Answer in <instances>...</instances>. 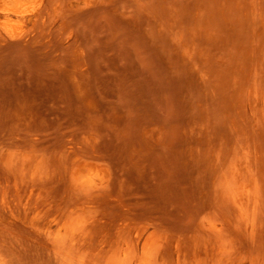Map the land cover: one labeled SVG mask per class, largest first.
Here are the masks:
<instances>
[{
    "label": "rangeland",
    "instance_id": "rangeland-1",
    "mask_svg": "<svg viewBox=\"0 0 264 264\" xmlns=\"http://www.w3.org/2000/svg\"><path fill=\"white\" fill-rule=\"evenodd\" d=\"M54 1L0 38V264H264V0Z\"/></svg>",
    "mask_w": 264,
    "mask_h": 264
},
{
    "label": "bare ground",
    "instance_id": "bare-ground-1",
    "mask_svg": "<svg viewBox=\"0 0 264 264\" xmlns=\"http://www.w3.org/2000/svg\"><path fill=\"white\" fill-rule=\"evenodd\" d=\"M55 1H57V0H55ZM42 4H43V0H0V38H3V39L5 37L26 38L29 32H28L27 28L25 27L24 22L26 21L27 18H29V16H31L33 18L34 23L38 19H40L43 16V15L41 16L40 13L42 10L44 11V8L46 6L45 5L44 8L42 9ZM49 4H51V1ZM47 10L48 9H46L44 12H46ZM263 107H264V101H263ZM261 157H260V159H261ZM241 161H239V162L243 163ZM244 161H246V160H244ZM247 162H249V161H247ZM240 163L236 162L234 164V168H232V174L229 177V179L227 180V184H228V187L231 191V199H232L234 205L236 206L238 213L242 217L247 218L249 216V204H248V202H249V200L251 201V199H253V198L256 201V199H257L256 197H258V196L254 195V193L252 191L253 189H255L254 185L252 186L248 182L249 179L245 175L246 169L244 166H243V168H241V166L243 164H241L239 166ZM244 164H245V162H244ZM249 165L248 164L245 165L246 167L248 166L247 171H249L248 170ZM251 170L252 169H250L249 173L252 172ZM256 170H255V173H258V170H257V172H256ZM259 171H261V170H259ZM262 172L264 173V171H262ZM263 173L261 175H263ZM105 175H106V170L102 166H99L98 164L96 165V163L95 164L92 163V164H89L87 166L81 165L77 168L76 177L78 179V182H77L76 186H74L75 187L74 190H76L77 195L79 194L78 195L79 202L76 205V207H77L76 213L83 212L87 207H89V206H86V205H88L87 204L88 201L83 200L80 195L83 194V195L87 196L91 191H93L92 189H94L98 186H101L104 183ZM251 176H252V180L251 179L250 180L252 182H254V180H253L254 175L251 174ZM225 184H226V180H225ZM256 185H258V183ZM258 191H260V190H258ZM93 192H95V191H93ZM254 200H252L253 205H254ZM256 203L258 204L259 201L258 202L256 201ZM260 203H261V200H260ZM258 206L259 205L255 206V211L257 210L256 208ZM251 210L254 211V209H252V208H251ZM252 213H250V214L252 215ZM256 215H258V213ZM251 218L253 221H254V218L256 220V217H254V218L251 217ZM253 225H254V223H253ZM212 227H214L215 230L219 229L216 226V224H213ZM153 246H154V241L152 239H150V240L148 239L143 245V255L138 254L139 247H137L135 245L130 244V245L125 246V247H123V246L119 247V249L115 250L112 253V255L108 258V264H151V254H152ZM214 264H216V263H214Z\"/></svg>",
    "mask_w": 264,
    "mask_h": 264
}]
</instances>
